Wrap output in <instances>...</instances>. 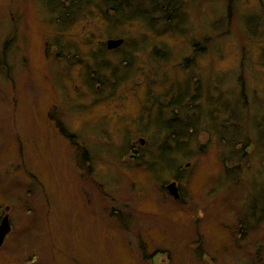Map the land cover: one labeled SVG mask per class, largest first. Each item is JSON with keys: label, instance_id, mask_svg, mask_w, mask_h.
<instances>
[{"label": "rangeland", "instance_id": "obj_1", "mask_svg": "<svg viewBox=\"0 0 264 264\" xmlns=\"http://www.w3.org/2000/svg\"><path fill=\"white\" fill-rule=\"evenodd\" d=\"M181 1V35L92 12L59 60L40 0H0V264H264V0ZM196 84L210 117L175 141L159 108Z\"/></svg>", "mask_w": 264, "mask_h": 264}, {"label": "trees", "instance_id": "obj_2", "mask_svg": "<svg viewBox=\"0 0 264 264\" xmlns=\"http://www.w3.org/2000/svg\"><path fill=\"white\" fill-rule=\"evenodd\" d=\"M40 2L43 4L45 10L53 17L54 23L51 24L54 25L53 29L56 33L53 43L54 47L57 48V58H59V60L68 59V57H70L69 55L71 53V47L69 44L66 45V43H69L66 38L68 30L77 22L86 17L87 14H90L92 12H97L103 22L108 23L113 27H120L133 22H143L147 25V27L150 28L149 32L151 33L156 31L159 34H163L166 32L171 34L177 31V33H179L180 35L184 32L185 29L184 20L186 19V13L182 9L181 0H143V4L139 3L140 1L138 2V0H40ZM161 23L163 24V26L161 25ZM173 23H175L176 25L173 26ZM214 29L216 30V28ZM75 58L78 57L75 56ZM126 61H128V59ZM101 62H105V64L107 65L106 60L101 59L96 64V67L103 66ZM127 64H129V62ZM96 67H94V69ZM103 70L109 69L106 66V69ZM110 73L112 75H116L112 71H110ZM94 74L95 72L92 75ZM99 75L102 76L103 72L100 71ZM100 81L105 82L104 80H102V78ZM196 87L197 89L195 90V94L193 95L196 96V98L188 100L184 105L183 103L178 102L177 104H172L169 107L163 106V110H160L161 108H159L160 113L165 111V109L171 107L170 112L173 118L161 124L159 126L161 129L159 128V130H165L166 135L170 138L175 139V141L187 142L197 132L195 123L197 122L198 124L200 120L204 122L203 119L206 120L208 119V117H210L208 113L205 112V114L203 115L202 113H200V111H198L202 107V102L200 101L201 99H198L200 90L198 84H196ZM182 91L184 92L185 89H183ZM178 94H182L181 90H178ZM212 109V107L208 109V111L210 110L211 120L216 119L217 115L213 112ZM179 111H182V114ZM220 113L225 114V112L222 111H220ZM179 114H181L183 118H179ZM200 115L201 119L199 121H196V119L200 118ZM158 116H161V114H158ZM185 117L187 118L185 119ZM231 117L233 119V123H228L226 122V120L224 122H221L222 125L220 128H218L219 130H215L214 128H212V130H215L213 134H216L217 132L219 133V131L224 135L228 132L232 134L235 131H240V129H238L239 125L235 122L232 114ZM201 125L198 126L199 132L206 129ZM259 131L261 138L260 140L262 141V144L264 146L263 125L259 127ZM207 132H210V130H207ZM233 136H235V138H229L228 141H224V138L222 137V141L228 142L230 146L240 144V140L236 139L237 136L235 135V133ZM245 146L246 144H242V146H240L238 150H234L233 153H240L238 157H241L242 159V157L245 155ZM237 168L238 165L235 169ZM226 172L228 171L224 170V173L226 175H231V172ZM262 199L264 200V197ZM260 218H264V215H261Z\"/></svg>", "mask_w": 264, "mask_h": 264}, {"label": "water", "instance_id": "obj_3", "mask_svg": "<svg viewBox=\"0 0 264 264\" xmlns=\"http://www.w3.org/2000/svg\"><path fill=\"white\" fill-rule=\"evenodd\" d=\"M122 40H109L106 42V46L108 50L115 49L122 44ZM168 192L173 196L174 199L178 198L177 189L175 187V183H171L167 187ZM10 226L8 223V218H5L0 225V245L2 244L6 234L9 232Z\"/></svg>", "mask_w": 264, "mask_h": 264}]
</instances>
